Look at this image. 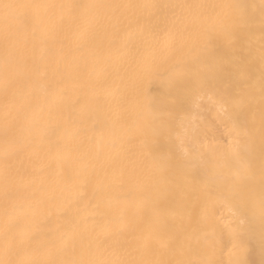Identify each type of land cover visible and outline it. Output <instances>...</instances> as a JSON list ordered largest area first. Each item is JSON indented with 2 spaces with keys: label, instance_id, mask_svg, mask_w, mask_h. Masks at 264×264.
Here are the masks:
<instances>
[{
  "label": "snow or ice",
  "instance_id": "obj_1",
  "mask_svg": "<svg viewBox=\"0 0 264 264\" xmlns=\"http://www.w3.org/2000/svg\"><path fill=\"white\" fill-rule=\"evenodd\" d=\"M218 41L232 49L229 58L215 54ZM37 60L54 65L60 79L46 72L34 79L25 69ZM161 64L171 70L169 83L179 82L166 103L151 91L164 75L155 70ZM65 77L82 82L113 129L94 155L83 150L79 129L63 119ZM206 102L233 137L231 176L213 170L200 176L209 161L202 147ZM53 148L58 156L76 153L87 161L76 174L102 192L107 210L100 225L36 227L55 193L41 195L46 189L35 186L31 164ZM0 156V264H213L201 257L216 244L215 230L169 218L170 200L160 195L168 177H183L177 187L188 178L209 182L196 195L193 222L210 221L223 198L233 209L236 226L229 227L237 240L243 212L258 207L264 244V0H0Z\"/></svg>",
  "mask_w": 264,
  "mask_h": 264
},
{
  "label": "bare ground",
  "instance_id": "obj_2",
  "mask_svg": "<svg viewBox=\"0 0 264 264\" xmlns=\"http://www.w3.org/2000/svg\"><path fill=\"white\" fill-rule=\"evenodd\" d=\"M38 2H61V0H38ZM128 2V0H125ZM131 2L148 4L167 3H199V4H222L229 0H131ZM246 3H259V0H243ZM144 15H150V12ZM167 14V13H165ZM135 28V22H133ZM257 23V29H258ZM257 38L259 31H257ZM214 52L217 56L227 59L232 55V49L224 42L218 41ZM166 64L159 65L155 70L164 73L157 77L151 84L152 95L161 103L169 101L175 91L176 84H170L168 77L171 70ZM183 69H177L182 71ZM34 79L40 74L47 73L48 79H60V74L56 72L54 65L37 60L35 67L25 69ZM255 79L260 75V64L253 65ZM228 80L227 75L224 82ZM46 81H40V92L44 94ZM64 94L62 105L63 119L73 124L79 129V139L82 142L83 150L89 155H94L95 150L100 146H106L112 138L113 129L110 123L105 121L103 113H98L89 99V92L82 82L71 77H65L60 85ZM202 120L207 129V136L202 139V147L208 153L209 161L207 168L202 169L200 176L206 177L209 170H213L223 176H231L237 166V161L233 156V137L227 134L224 124L217 115V109L206 102L202 109ZM256 126H259V112L257 109ZM167 146L162 145L161 150H166ZM260 150L259 135L255 143V154L258 160ZM73 153L71 157L58 156L55 148L48 155L41 154L39 159L32 162L31 167L35 169L36 187L44 186L41 195L50 196L55 193L50 207L45 208L40 213V222L36 227L43 230L63 229L71 223L85 221L89 227L93 220L97 225L102 223L104 212L107 210L103 203L102 192L94 183L76 174V169L82 167L87 161H81ZM3 160L0 156V165ZM27 163V161L25 162ZM42 169V171H41ZM259 173L255 177L257 190L259 189ZM183 181V177H168L161 181V198L170 200L171 209L169 218L179 224L191 223L193 227H198L204 231L213 232L215 230L216 244L207 248L202 257L213 264H264V244L261 242V225L258 207L255 211L245 210L242 214L244 220L243 232L239 240L230 231L233 223V209L225 199L217 200L212 208L211 220L196 224L194 219V202L197 194L203 195L212 185L204 180L193 181L188 178V183L182 187H177ZM67 185V186H66ZM62 192V194H61ZM174 197V199H171Z\"/></svg>",
  "mask_w": 264,
  "mask_h": 264
}]
</instances>
